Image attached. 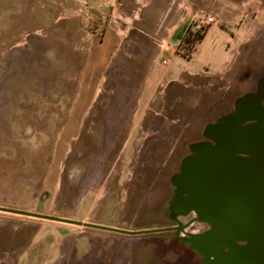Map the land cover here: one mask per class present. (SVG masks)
I'll use <instances>...</instances> for the list:
<instances>
[{
  "label": "rangeland",
  "instance_id": "374dc122",
  "mask_svg": "<svg viewBox=\"0 0 264 264\" xmlns=\"http://www.w3.org/2000/svg\"><path fill=\"white\" fill-rule=\"evenodd\" d=\"M168 1L190 7L194 27L197 17L218 16L194 65L212 73L233 57L229 81L220 82V106L231 108L264 72V0ZM107 10L105 0H0V264H203L184 239L208 226H185L192 215L168 212L171 176H153L157 168L143 176L147 169L105 141L108 126L131 124L127 112L108 119ZM197 30L207 27L191 31ZM236 35L247 40L237 50ZM208 120H191L188 127L200 130ZM35 215L154 232L128 235ZM170 226L181 230L157 231Z\"/></svg>",
  "mask_w": 264,
  "mask_h": 264
},
{
  "label": "crops",
  "instance_id": "0c3cea01",
  "mask_svg": "<svg viewBox=\"0 0 264 264\" xmlns=\"http://www.w3.org/2000/svg\"><path fill=\"white\" fill-rule=\"evenodd\" d=\"M105 6L108 10L103 45L108 119H120L123 112L131 119L127 129L121 125L108 126L105 141L108 146L117 147L125 160L133 159L134 166L147 169L141 173L143 176L151 174V168H157L153 176L161 172L172 178L178 170L167 174L163 168L181 167L185 154L203 135L206 126L233 111L234 100L231 108L220 106L223 99L220 82L229 81L234 59L231 57L219 71L214 69L212 73L203 65L196 67L197 48L204 44L211 26L191 56L183 55L178 48L183 34L187 29L197 28L192 26L195 23L188 6L180 9L181 5L168 0H105ZM174 37L175 44L171 45ZM231 40L236 50L247 41H238L237 35ZM224 88L230 91L226 85ZM229 102L232 101H225ZM206 113L210 114L208 118ZM200 119H209L200 130L188 127L191 120ZM163 120L173 125L163 126ZM175 120L185 125L178 126ZM130 156L132 159H128ZM124 159L120 161L123 166ZM110 172L123 174L113 168Z\"/></svg>",
  "mask_w": 264,
  "mask_h": 264
},
{
  "label": "flooded vegetation",
  "instance_id": "af4514ba",
  "mask_svg": "<svg viewBox=\"0 0 264 264\" xmlns=\"http://www.w3.org/2000/svg\"><path fill=\"white\" fill-rule=\"evenodd\" d=\"M232 109L231 113L214 122H210L206 126L203 135L200 136L196 143L190 146L189 151L184 156L181 167L178 168L177 173L171 178L173 197L170 200L168 212L170 214L176 212L182 215H192L188 222L184 224L185 226L190 225L194 221H199V219H196L198 217L192 212V206L186 202L189 196V188L187 187L188 184L184 181L186 180L184 178V171L187 172L188 166L189 170H192L191 166L194 160L199 159L200 161V156L202 155L200 146L204 145L203 147L216 150L215 155H219L218 159L221 158L223 161L218 166V172H220V168L227 165V161L224 158L229 156L231 160L233 159L228 171L222 169L223 175L220 176V173H218L215 176L217 182L224 180L230 183L228 187L229 194L232 196V199H237L236 205H233V202L231 208H224L218 211L224 215L227 212L232 214L224 220H218L223 224V228H237L241 225L242 222L235 215L238 212L247 214L252 204L250 202L251 199L256 198L257 192L254 189L261 186V183L264 182V72L253 90L234 99V108ZM238 121L241 123L236 127L235 122ZM260 124L261 126L258 127ZM216 126H219V129H216ZM220 129L228 131L230 140L234 138V142L230 141V143H227L228 145L223 143L226 134H223ZM258 180L259 183L257 182ZM254 182H256L257 186L254 185ZM221 187L224 190L226 189L224 188L225 185ZM256 190L261 191L259 189ZM200 221L207 224L208 228L206 231L194 237L184 239V241L192 245L203 264H238L227 258L230 251L228 247L224 246V243L221 245L222 247L215 248L214 250V243L203 244V238L211 234L214 228L211 227V224L207 222L206 217L203 215L200 216ZM171 227L177 226L165 228ZM166 232L175 231L167 230ZM232 245L235 249H240L246 243L242 240H236L232 242Z\"/></svg>",
  "mask_w": 264,
  "mask_h": 264
},
{
  "label": "water",
  "instance_id": "95a60500",
  "mask_svg": "<svg viewBox=\"0 0 264 264\" xmlns=\"http://www.w3.org/2000/svg\"><path fill=\"white\" fill-rule=\"evenodd\" d=\"M240 123L241 122L239 121L235 122L236 127H238ZM260 126L261 124L258 125V127ZM216 129H219V126H216ZM220 130L223 132V134H226L227 136V138L226 136H224L223 143L227 144L230 143V141L234 142V138H231L230 140L228 131L226 132L223 129ZM203 146L199 147L201 148L200 152L202 154L200 156V161L199 159L193 161L194 163L191 166L192 170H190L193 171L190 172L191 175H189L188 173L189 166L188 171H184V178L186 179L184 181L188 184L187 187L189 188V196L186 202L192 206L195 216L198 217L196 219H199L200 221V216L203 215L204 217H206L207 222L211 224V227L214 228V231L211 232V234L203 238V244L205 245V243H214V250L215 248L218 249L222 247L221 245H223L224 243V246L228 247L230 251L227 255V258L235 261L238 264H264V182L261 183V186L256 188L261 191L254 189V191L257 192L256 198L251 199L250 202L252 204L247 214H243L241 212H238L237 214L235 213V216H237V218L240 219V221L242 222L241 225L237 228H223V224L218 220H224L225 218L229 217L231 213L227 212L224 215L222 213H219L218 211L224 208H231L233 202V205H236L237 199H232V196L229 194L228 187L230 183L224 180L217 182L215 176L216 174L218 175V173H220V176H222V169L228 171L230 163L233 159L231 160L229 156L227 158H224L227 161V165H225V167L223 168H220V172H218V166L223 162L222 159H218L219 155H215V149L212 150V148ZM186 174L188 175L186 176ZM257 182L259 183V180ZM223 185H225V190L223 189V187H221ZM254 185L257 186L256 182H254ZM35 216L43 219L56 220L65 223L92 226L97 229L113 230L128 235L154 232H133L120 229H108L96 225L71 222L69 220H63L53 217L51 218L49 216ZM167 230H174L176 233H179L181 229L178 226L165 228L157 231ZM236 240H242L246 243V245L243 248L235 249L232 245V242Z\"/></svg>",
  "mask_w": 264,
  "mask_h": 264
},
{
  "label": "trees",
  "instance_id": "16d2710c",
  "mask_svg": "<svg viewBox=\"0 0 264 264\" xmlns=\"http://www.w3.org/2000/svg\"><path fill=\"white\" fill-rule=\"evenodd\" d=\"M205 32L200 33L199 30L192 32L187 29L181 38V42L179 44V49H184V56L189 58L196 46L200 43L202 38L204 37Z\"/></svg>",
  "mask_w": 264,
  "mask_h": 264
},
{
  "label": "built area",
  "instance_id": "2783aa9c",
  "mask_svg": "<svg viewBox=\"0 0 264 264\" xmlns=\"http://www.w3.org/2000/svg\"><path fill=\"white\" fill-rule=\"evenodd\" d=\"M211 25H219V18L217 15L197 17V28L210 27Z\"/></svg>",
  "mask_w": 264,
  "mask_h": 264
},
{
  "label": "bare ground",
  "instance_id": "6f19581e",
  "mask_svg": "<svg viewBox=\"0 0 264 264\" xmlns=\"http://www.w3.org/2000/svg\"><path fill=\"white\" fill-rule=\"evenodd\" d=\"M192 212H194V211H192Z\"/></svg>",
  "mask_w": 264,
  "mask_h": 264
}]
</instances>
